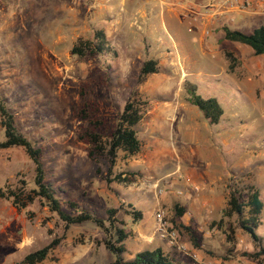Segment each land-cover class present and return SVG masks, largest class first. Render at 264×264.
Segmentation results:
<instances>
[{"label":"rangeland","instance_id":"1","mask_svg":"<svg viewBox=\"0 0 264 264\" xmlns=\"http://www.w3.org/2000/svg\"><path fill=\"white\" fill-rule=\"evenodd\" d=\"M114 1L0 0V104L10 109L26 136L44 147L47 179L80 206L95 208L101 215L117 207L118 219L133 236L137 233L132 228H154L152 214L155 232L156 213L165 214L169 229L176 231V241L155 233L154 242L141 249L161 247L180 260L210 264H264V258L246 255L256 249L247 234L238 230L230 240L228 220L215 224L227 205L229 183L255 184L264 201V55L226 39L224 29L217 28L207 34L215 37L214 45L197 51L195 62L186 47L177 49L187 57L183 65L187 75L183 76L174 52L170 53L174 47L155 41L168 43V36L159 38L153 25L144 29L150 18L148 9L130 13L123 7L115 13ZM106 6L113 14H105ZM260 15L238 16L232 28L250 31L264 25V15ZM120 19L125 20L122 30L116 29ZM197 22L202 23L201 18ZM98 29L106 32L119 57L72 54L79 38L93 39ZM227 52L237 60L232 70ZM149 58H157L161 70L142 80L141 69ZM186 80L196 83L202 96L218 97L224 108L218 124H210L187 100ZM134 94L148 101L136 126L142 150L129 159L120 156L113 172L130 163L138 171L137 178L132 184H108L109 160L90 159V144L80 136L90 126L94 109L96 117L105 121L104 135L114 130L119 111ZM1 121L0 112L3 140ZM178 155L189 157L181 163L182 173L190 163L197 181L198 173H203V183L187 187L184 174L171 173ZM35 174V163L23 147L0 149V191L29 190L35 187ZM120 195L132 197L143 219L135 224L128 208L121 205ZM176 202L187 208L192 205L191 215L177 219ZM182 224L194 230L197 243ZM258 229L264 236V211ZM55 237H61L52 253L57 260L48 258L38 264H107L116 259L104 243L105 231L94 222L66 227L40 199L19 210L0 194V264H21L25 255ZM133 244L134 237H129L126 247L130 251Z\"/></svg>","mask_w":264,"mask_h":264},{"label":"trees","instance_id":"2","mask_svg":"<svg viewBox=\"0 0 264 264\" xmlns=\"http://www.w3.org/2000/svg\"><path fill=\"white\" fill-rule=\"evenodd\" d=\"M224 32L226 39L250 46L255 55H264V25L255 27L250 31L233 29L227 26L224 27ZM71 52L82 57L102 55L108 59H115L118 56L116 47L108 39L103 29L96 30L93 39L79 38L73 45ZM227 56L232 60L229 64V69L232 70L237 62L236 57H234L232 52H227ZM160 69L158 60L149 58L145 60L142 66L140 78L143 80L149 74L159 72ZM185 87L188 93L187 100L202 111L210 124H218L224 114V108L218 97L202 96L198 93L197 84L190 80H186ZM147 104L148 101L138 94L130 97L123 109L119 111L115 129L107 135H104L102 130L105 121L96 117L97 111L95 109L91 111L94 117L89 118L90 126L85 130V135L80 137L90 144V149L87 153L90 159L107 158L109 160L110 171L106 176L108 184L114 181L131 184L137 178L138 171L131 167L113 172V166L116 165L120 156L123 159H129L141 152L142 142L136 126L141 122L146 112ZM0 105L1 123L5 130V138L0 140V149L23 147L35 163V187L29 190L2 189L0 191L1 196L10 199L15 207L19 210L25 209L38 198L49 207L50 211L56 213L65 222L66 227L87 221L94 222L106 233L107 237L104 240L106 247L116 254V259L107 264H210L207 262L180 260L165 252L161 247L144 249L137 252L132 258L125 257L127 249L124 242L130 233L126 230L125 223L117 217L119 209L112 207L107 210L106 215H101L95 208L80 206L77 201L69 198L63 189L56 187L53 181L47 179V169L43 160L44 147L26 136L17 124L15 116L10 109L2 103ZM88 116L90 117L87 114ZM228 188L229 198L227 205L222 211V218L216 221L215 224L225 222V219H227L230 229L228 234L230 240H234L237 231L240 230L247 234L256 246L254 251L247 252L246 255L257 259L264 258V236L258 229L262 224L264 201L259 188L251 183L245 185L229 183ZM59 190L62 193L60 197ZM120 198L121 205L128 208L127 213L132 215L135 223L143 218L142 210L133 204L132 197L128 198L120 195ZM174 209L177 219L181 218L186 211V207L178 202L174 204ZM181 226L188 230L193 240L197 242L194 230L183 224ZM60 241L61 237H55L42 248L29 252L22 259L21 264H38L48 258L57 260V257L52 253Z\"/></svg>","mask_w":264,"mask_h":264},{"label":"crops","instance_id":"3","mask_svg":"<svg viewBox=\"0 0 264 264\" xmlns=\"http://www.w3.org/2000/svg\"><path fill=\"white\" fill-rule=\"evenodd\" d=\"M254 5H253V8L251 7L248 9H240L237 7L233 8L229 12V16L231 18H233L234 20L230 22L231 24L229 27L232 28V26L236 22L238 16L243 17V16H246V15L251 14V13H258V14L261 13L260 16H263L264 15V10H263L264 0H256ZM111 7L112 8L115 7V9H116L114 11L115 13L118 10L122 9L123 7L126 8V10L129 11L130 13L139 12L142 9L147 8L148 9L147 16L149 15L150 18H149L147 24L144 25V29L146 27L153 25V26H155V29L161 34V35L158 34L159 38L162 37L163 34H166L168 36V38L170 40V41L168 40L169 41L168 43H161L158 40H155V39L154 40L156 42H158L159 44H166V45H168V47H174L173 48L174 50L170 51V53L174 52V57L176 58L175 62L180 64V70L182 71L183 76L187 75V70L183 66L184 64H186L187 57H186V55L181 54L179 52V50H177V49H179L180 46L186 47L185 50L188 51L187 55L189 56V58L191 57L190 60H192V62H195V59L197 56V51H201L205 47L207 48L209 46L214 45V43H215V37H213L211 35V37L208 38L207 33H206L207 28H211L213 31L214 29L216 30L217 28L222 27V29H224V27H227L226 25L222 26V25H218L217 23L212 24L213 22L210 20H209V22L204 21V23H201V22L199 23L197 21H194L193 19L187 17L184 14V9H182V7L177 4L176 0H115L113 6H111ZM147 9L145 10V12L147 11ZM104 10H105V14H107V15L111 14V12L113 14V11L110 9L109 6H106L104 8ZM201 12H203V9L201 10ZM105 19H107V18H105ZM121 20L122 19H120V21H117L116 29L120 28L122 30V23L125 20H122V21ZM190 27H192L193 30H190ZM108 32H109V30H108ZM119 39L121 40V38H119ZM193 48H194V51L191 52V49H193ZM190 53H191V55H190ZM214 56H216V55H214ZM117 57H119V53H118ZM155 59H157V58H155ZM158 63H159V61H158ZM191 108L193 109V107H191ZM188 138L190 139V141H193L194 139L197 140V138H194V137H188ZM203 141L208 143V139L203 138ZM154 142H156V140ZM186 150H188V149L186 148ZM185 154H186L185 156L191 155L189 153H185ZM178 156H179L178 157V165H177L176 169L171 173L176 174V172H180L182 175L184 174L183 180L185 181V184L187 185V187H190L194 183H203V181H204L203 179H205L203 173L202 172L198 173L201 176V178L199 179V181H197L196 177H193V176H195L193 172H196V171H193L190 163H189V168L186 169L184 173H182L183 172V166H181V163L184 160L187 161L189 159V157L187 158V157L180 156V155H178ZM190 160H191L190 162L192 164L193 159L190 158ZM204 161H206V159H204ZM217 162L219 164V161H217ZM128 164L132 168L133 165H131L130 163H128ZM218 164L216 163L215 165H218ZM171 173H169V174H171ZM198 174H197V176H198ZM115 188L118 189V187H115ZM119 199L121 200V198H119ZM163 199H164V201L168 200L167 197H163ZM184 206L186 207V205H184ZM191 212H192V205H190L188 208L186 207V211L181 218H183L186 215H191ZM152 220L154 222V228H155L156 221H155L153 214H152ZM154 228L149 230V231L143 230L141 228H139V229L132 228L134 233H137V234L135 236H133L130 233V235H129V237H134L133 250L130 251L128 249V247H126V249H127L126 253L129 252L128 253L129 258L134 257L137 252L142 251L143 250V249H141L142 246H149L154 242V237H155V232H153ZM128 238L124 242L125 246H126V241L128 240ZM195 243H197V242H195ZM193 256L197 257L198 254L194 253Z\"/></svg>","mask_w":264,"mask_h":264},{"label":"built area","instance_id":"4","mask_svg":"<svg viewBox=\"0 0 264 264\" xmlns=\"http://www.w3.org/2000/svg\"><path fill=\"white\" fill-rule=\"evenodd\" d=\"M256 0H176L177 4L184 9V14L196 21L201 18L204 21H212L222 26H230V22L234 19L229 16V12L233 8L248 9L253 7ZM176 4V3H175ZM203 9V12L201 10ZM264 10V7H263ZM190 30H193L190 27ZM212 32L211 28H207L206 33ZM198 188V187H195ZM157 227L156 235L162 239H167L171 243L176 241V231L170 230L168 221L165 219V214L162 211L156 213ZM243 241V239H241Z\"/></svg>","mask_w":264,"mask_h":264}]
</instances>
